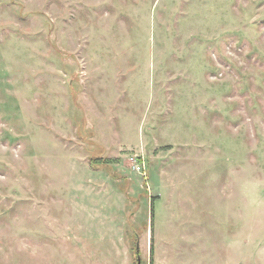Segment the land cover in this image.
<instances>
[{"label": "rangeland", "instance_id": "rangeland-1", "mask_svg": "<svg viewBox=\"0 0 264 264\" xmlns=\"http://www.w3.org/2000/svg\"><path fill=\"white\" fill-rule=\"evenodd\" d=\"M138 248L264 264V0H0V264Z\"/></svg>", "mask_w": 264, "mask_h": 264}, {"label": "trees", "instance_id": "trees-1", "mask_svg": "<svg viewBox=\"0 0 264 264\" xmlns=\"http://www.w3.org/2000/svg\"><path fill=\"white\" fill-rule=\"evenodd\" d=\"M157 198V196H156ZM156 198L152 200V204H151V211H152V214H154V210H155V200ZM152 251H153V247H152ZM153 254V253H152ZM137 255H139V252L137 251ZM153 256V255H152Z\"/></svg>", "mask_w": 264, "mask_h": 264}, {"label": "water", "instance_id": "water-1", "mask_svg": "<svg viewBox=\"0 0 264 264\" xmlns=\"http://www.w3.org/2000/svg\"><path fill=\"white\" fill-rule=\"evenodd\" d=\"M137 251L139 252V248L137 249ZM141 263V259H140V255L138 256V264Z\"/></svg>", "mask_w": 264, "mask_h": 264}]
</instances>
